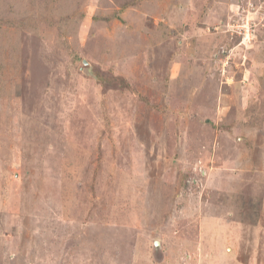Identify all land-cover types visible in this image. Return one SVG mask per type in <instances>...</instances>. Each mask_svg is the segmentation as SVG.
I'll return each mask as SVG.
<instances>
[{
  "label": "rangeland",
  "instance_id": "1",
  "mask_svg": "<svg viewBox=\"0 0 264 264\" xmlns=\"http://www.w3.org/2000/svg\"><path fill=\"white\" fill-rule=\"evenodd\" d=\"M0 264H264V0H0Z\"/></svg>",
  "mask_w": 264,
  "mask_h": 264
},
{
  "label": "built area",
  "instance_id": "2",
  "mask_svg": "<svg viewBox=\"0 0 264 264\" xmlns=\"http://www.w3.org/2000/svg\"><path fill=\"white\" fill-rule=\"evenodd\" d=\"M199 181V178H193L192 180H191V183H197Z\"/></svg>",
  "mask_w": 264,
  "mask_h": 264
}]
</instances>
